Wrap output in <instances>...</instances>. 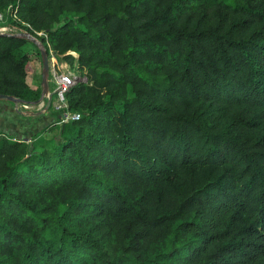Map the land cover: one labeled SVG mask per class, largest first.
<instances>
[{"label": "trees", "instance_id": "obj_1", "mask_svg": "<svg viewBox=\"0 0 264 264\" xmlns=\"http://www.w3.org/2000/svg\"><path fill=\"white\" fill-rule=\"evenodd\" d=\"M2 13L86 82L64 94L74 121L0 102L16 128L0 129V264H264V0ZM28 43L0 34V95L22 105L39 96ZM43 115L59 125L38 150L18 131Z\"/></svg>", "mask_w": 264, "mask_h": 264}, {"label": "rangeland", "instance_id": "obj_2", "mask_svg": "<svg viewBox=\"0 0 264 264\" xmlns=\"http://www.w3.org/2000/svg\"><path fill=\"white\" fill-rule=\"evenodd\" d=\"M6 13H2L0 14V34H6V35H13L15 37H21L24 38L28 41H30L32 44L28 43L26 44L23 48H22V52L25 54H28L29 56V62H28V67H27V73H28V77H27V84L29 89L31 90H37L39 91V96H40V91H41V85H40V70H41V64L40 62H38L37 57L34 54V48H36L39 51V46L41 47V45L39 44V42L35 39L34 42H32L31 35L28 34L26 31L22 30V29H18L15 27H12V25H9L6 23ZM42 48V47H41ZM43 49V48H42ZM73 57H76L75 54L70 53ZM40 59V57H39ZM52 63V62H51ZM56 67H57V71L59 73H63L66 74L67 72L75 75V76H79L80 75L72 70H70L68 68L67 65H65L62 62H59L56 60ZM48 79V77H47ZM52 89V85L49 83L48 84V91L50 92ZM38 96V98H39ZM45 103V99H43L41 102H39L36 105L33 104H27V105H22V106H18V109L20 111H28V112H36V111H40ZM51 112H55V111H59V110H55L52 106L49 109ZM56 113V112H55ZM54 124L59 125L58 122H54ZM57 125L53 126L50 125L48 127L47 130H45L43 133H39L36 138L39 139L38 142V150H40V145H42L43 147H45L46 149H50L52 147L53 144V138L57 133ZM52 126V127H51ZM51 127V128H50ZM50 128V129H49Z\"/></svg>", "mask_w": 264, "mask_h": 264}, {"label": "built area", "instance_id": "obj_3", "mask_svg": "<svg viewBox=\"0 0 264 264\" xmlns=\"http://www.w3.org/2000/svg\"><path fill=\"white\" fill-rule=\"evenodd\" d=\"M37 36H43L45 35L43 33H35ZM31 38H33L31 36ZM32 40L35 41V38ZM48 58H49V71H48V79L47 82L48 84L50 83L52 85V101H51V106L55 110H64V113L61 114L63 115V118L61 119V122H66V121H74L77 120L79 115L76 113H69L66 111V104L64 101V94L68 91L70 87H72L76 83H85L86 80L84 77H79L75 76L69 72L66 74L59 73L57 71L56 67V59L53 56V53L48 50ZM52 62V63H51Z\"/></svg>", "mask_w": 264, "mask_h": 264}, {"label": "water", "instance_id": "obj_4", "mask_svg": "<svg viewBox=\"0 0 264 264\" xmlns=\"http://www.w3.org/2000/svg\"><path fill=\"white\" fill-rule=\"evenodd\" d=\"M34 42V40H32ZM39 57H40V64H41V70H40V85H41V91H40V96L39 98L30 104L36 105L39 102H41L43 99H45V103L43 108L40 111L36 112H28L25 111L24 114L28 116H39L45 113L47 110L50 109L51 107V101H52V92L48 91V82H47V77H48V71H49V58L46 54V52L39 46ZM9 102L12 103L13 105V110L17 112L18 106H22V102L18 99H15L11 96H6V95H0V102ZM60 118H63V115L60 116ZM25 141V140H24Z\"/></svg>", "mask_w": 264, "mask_h": 264}, {"label": "crops", "instance_id": "obj_5", "mask_svg": "<svg viewBox=\"0 0 264 264\" xmlns=\"http://www.w3.org/2000/svg\"><path fill=\"white\" fill-rule=\"evenodd\" d=\"M8 109L4 106L0 105V129L6 131L9 128L10 133L15 128L14 123H11L10 115H8ZM25 112V111H24ZM24 112H22L24 114ZM52 118L49 115H43L38 121H28L26 127H20L21 134H24L29 129L33 130L32 132L35 134L43 133L45 130L48 129L49 123L51 122ZM25 127V128H24ZM14 135L18 134L17 132H12ZM19 135V134H18ZM20 136V135H19Z\"/></svg>", "mask_w": 264, "mask_h": 264}]
</instances>
